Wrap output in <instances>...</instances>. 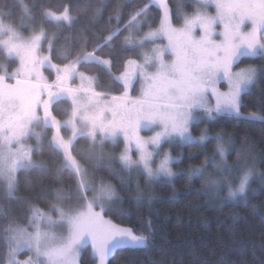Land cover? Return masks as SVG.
I'll list each match as a JSON object with an SVG mask.
<instances>
[{"label":"snow or ice","instance_id":"6c2138e0","mask_svg":"<svg viewBox=\"0 0 264 264\" xmlns=\"http://www.w3.org/2000/svg\"><path fill=\"white\" fill-rule=\"evenodd\" d=\"M191 3L194 11L189 15L183 11L189 5L177 0L174 15L183 21L179 26L173 23V12L165 0H150L128 13L123 12L127 3L118 4L115 17H108L107 35L92 30L104 10L97 8L90 27L77 30L69 44L60 49L54 47L56 34L50 36L45 25L54 23L61 32L63 26L71 28L77 20L71 15V6L54 13L36 0L30 5L14 0L11 7L0 9V52L6 59L19 61L11 73L6 64L0 65V220L8 221L0 228V240L6 246L3 264H82V249L87 245L91 248L92 264H109L117 250L135 251L146 246L153 234L151 216L147 220L136 216L139 229L124 227L111 217L132 220L133 209L138 212L145 199L151 205V185L166 179L171 186L172 179L182 173L188 180L185 192L194 177L202 180L199 191L209 195L211 206H222L225 200L234 205L246 203L250 193L257 194L249 184L254 175L264 186V172H256V158L249 149L247 134L242 137L241 147L235 149L237 160L229 164L226 157L234 148L235 135H226L221 129L211 137L208 127L209 122L222 117L264 122V115L259 114L264 113V99L257 98V111L242 112L243 94L250 85L258 83V77H264V66L233 70L241 58L264 59V0ZM209 5L215 7V15L207 13ZM153 7L160 10L156 27ZM16 10L20 13L19 27L5 22L12 20ZM125 15L127 21L119 23ZM113 19L118 22L114 29ZM19 28L32 31L25 37ZM121 32L125 33L122 39ZM45 40L48 54H42ZM115 40H120L119 49ZM104 52L110 58L98 55ZM124 54L130 55L123 59L122 70L117 74L113 68L121 65ZM54 57L62 63H53ZM80 66H99L109 81L103 87H121L122 91H98L99 76L86 75L78 70ZM45 67L55 73V80L49 81L43 75ZM77 79L80 83L73 87ZM221 80L227 84L225 91L217 87ZM136 83L140 84V91L133 97L130 92ZM66 101L71 104L70 110L62 109L67 119H57L53 106ZM41 110L43 116L39 114ZM201 120L206 127L199 135H193L192 125ZM62 129L70 130L67 139L61 135ZM143 129L154 130V135L142 137ZM121 136L125 146L118 156L104 151L107 144L116 147ZM210 137L215 144L209 155L205 141ZM30 139L35 140L34 145L25 143ZM80 139L86 146L76 148ZM164 143L181 148L195 145L204 153V159L199 166L173 171L171 164L178 162L181 155L173 157L163 151ZM45 148L51 153L49 161L33 159ZM194 155L189 152L188 158ZM104 161L108 162L110 175L118 179L119 188L105 183L103 177L97 186V178L89 172V168L98 169ZM57 162L53 175L59 177L68 172L66 187L43 185L32 197L18 195L20 171L43 170ZM116 162L119 170L112 168ZM24 183L31 187L33 182L26 179ZM56 183L63 181L57 179ZM221 192H226V196L219 197ZM177 195L173 187L171 196ZM49 196L51 199L44 201L46 211L32 203L33 199ZM126 202L132 207L125 209ZM14 205L25 210L24 226L10 219ZM257 207L253 205V211ZM228 215L232 220L229 232L234 235L235 225L244 217L235 211ZM21 249L29 252L23 261L16 259ZM251 256L256 264H264L258 261L255 249ZM194 264L202 262L195 260Z\"/></svg>","mask_w":264,"mask_h":264},{"label":"trees","instance_id":"16d2710c","mask_svg":"<svg viewBox=\"0 0 264 264\" xmlns=\"http://www.w3.org/2000/svg\"><path fill=\"white\" fill-rule=\"evenodd\" d=\"M173 1L170 0L169 4H173ZM32 2L33 0H24V3L29 5ZM149 2L150 0H130V2L129 0H36V3L42 8H46L54 13L61 12L65 7L71 6V15L77 18L71 28L63 26L62 32L60 27L54 23L47 24L49 29L51 31L55 30L56 36L58 35L54 45L56 49H60L69 44L72 34L77 30L90 27L89 22L93 19L95 9L103 7L104 10L102 17L98 18V25L92 28V30L99 35H107L109 29V25L107 24L108 17H115L117 11L116 6L118 4L127 3V7L123 8V12L128 13L134 8L141 7L143 3ZM13 3L14 0H0V9L6 10ZM151 12L156 18V23L153 24L155 27L159 21L160 10L153 7ZM19 16L20 13L16 10L12 20L6 21L16 23L20 21ZM127 19L128 16L125 15L119 23L122 24ZM174 20H178L175 18V15ZM117 23L113 19L111 27L114 29ZM123 34L124 32H121L120 37ZM116 41L118 40L113 41V43L119 49L120 43H115ZM91 47L92 44H89V50H91ZM74 55L75 53H73ZM99 55L110 58L107 52H104V54L100 53ZM129 55L124 54L121 56V65L114 67V72L118 73L122 70V61L123 59L129 58ZM53 60L56 62L61 61L58 57H54ZM246 64L264 66V59L260 57L242 58L237 63V67ZM80 68H83V66H80ZM91 71L93 74L99 76L102 84H107L108 77L102 68L99 66H91ZM109 90L114 94H119L122 88L116 87ZM257 98L264 99V77H258V83L243 94L245 107L242 108V112L247 114L257 111L259 107ZM64 108L69 109V103L67 101L61 102L58 106H53V113L58 118H65L66 116L62 113V109ZM259 114L264 115V113ZM203 125L206 126L205 121L202 124L194 125L193 130L198 134ZM208 127H210L211 137H214L216 132L221 129L226 135H235L236 138L233 141L234 148L230 149L227 155V162L229 164L237 160L235 149L241 147L242 137L247 134L249 149L256 158V172H264V122L244 119L237 121L234 117H222L217 121L209 122ZM211 137L208 141H205L208 150L207 154L209 155L215 144L214 139ZM123 145L122 140L119 141L116 147L107 144L104 151L117 155L123 148ZM85 146L83 139L78 140L76 143V148ZM173 148L175 153L181 155L179 162L174 165L175 169L186 170L190 165L199 166L204 159V153H200L195 145L186 144L183 148L174 145ZM189 152L196 153V155L192 159H189ZM33 158L49 161L51 159V153L45 148L43 152L35 153ZM76 158L78 160L80 159L79 156ZM58 163H50L43 170H30L27 173L20 171L19 179L21 183L18 195L25 198L32 197L43 185H51L54 188L66 187L69 183L68 172H65L59 177L53 175L58 167ZM112 168L119 170V163H113ZM89 172L94 173L97 178L96 184H99V178L103 177L105 182L110 181L117 188L120 187L118 179L110 175L107 161H104L98 169L89 168ZM254 176L250 182V188L257 190L256 195H251L250 193L248 201L244 204L234 205L231 200H225L222 206H211L208 203L210 199L209 195L199 191L202 184V180L199 178L194 177L188 191L185 192V186L188 184L186 173L174 177L171 186L166 179L154 183L150 186L148 193L154 197L151 205L145 199L138 212L136 209H133L134 215L132 220L121 221L117 217H111L116 223L139 229L140 225L136 223V216H143L145 220L151 216L153 221V234L150 237V242L135 251H129L127 249L117 250L110 257L109 264H194L195 260L201 261L202 264H233V262H236V264H241V262H244V264H256L251 256L253 249L256 251L258 261H264V248H261V240L264 238V186H261L259 176ZM26 179L33 182L31 187L24 183ZM57 179L63 181V183H56ZM140 184L142 186L144 184L142 179L140 180ZM173 187L178 193L175 197L171 196ZM224 193L221 192L219 197H224ZM122 195L127 196V193H122ZM47 199H51V197L33 199L32 203L38 205L40 208L47 209L44 203ZM253 205L258 206L255 211L252 209ZM13 207L14 211L10 219L21 225H25L27 220L25 218L24 208L18 205H14ZM123 207L127 209L132 207V205L126 202ZM234 211L238 212L244 219H241L235 225V234L233 235L229 232L232 220L228 214ZM7 223V220H0V228L4 227ZM144 234L147 235L148 233L144 232ZM89 248H85L82 252V264H92L89 260ZM5 252L6 246L0 240V264H3Z\"/></svg>","mask_w":264,"mask_h":264},{"label":"rangeland","instance_id":"374dc122","mask_svg":"<svg viewBox=\"0 0 264 264\" xmlns=\"http://www.w3.org/2000/svg\"><path fill=\"white\" fill-rule=\"evenodd\" d=\"M165 2L167 3V5H168V7L171 9V11L173 12V23L176 25V26H179L180 24H182L183 23V21L181 20V19H178L177 21H175L174 20V13H175V10H176V7H177V0H174L172 3L173 4H169V2H170V0H165ZM185 3L187 4V5H189V6H185L184 8H183V11L185 12V13H187V14H189V15H191L192 14V12L194 11V5H192V3H191V0H185ZM174 8V9H173ZM173 9V10H172ZM206 11H207V13L209 14V15H215V12H216V9H215V7L214 6H212V5H209L208 6V8L206 9ZM6 23H10V22H8V21H5ZM158 23H159V21H158ZM158 23H157V25L156 26H158ZM17 27H19V24H20V21H18V22H16V23H14ZM155 26V27H156ZM45 27L48 29V34L51 36V35H53V33H56L55 32V30L54 31H51V29H49V27L47 26V24L45 25ZM154 27V26H153ZM247 27H249V24H248V22L246 21L245 22V28H247ZM19 31H20V34L21 35H23V36H25V37H27L28 35H30V33H31V31H32V28H28V29H24V28H19ZM145 31H147V28H145ZM197 31H198V29H197ZM217 31H219V28H217ZM125 35V33L121 36V39L123 38V36ZM58 36V35H57ZM56 36V37H57ZM56 40H57V38H56ZM56 40H55V42H56ZM115 43H120V40H118V41H116ZM163 43H167V41L165 40V41H163ZM55 45V44H54ZM42 54H48V51H47V41L45 40L44 42H43V48H42ZM100 54V53H99ZM98 54V55H99ZM101 54H104V53H101ZM109 56V55H108ZM101 57H102V55H101ZM132 58H135V57H132ZM106 59H108V58H106ZM242 59V58H241ZM239 62V61H238ZM237 62V63H238ZM53 63H62V61H60V62H56V61H54L53 60ZM2 64H6L7 65V71L9 72V73H11L14 69H16L18 66H19V61H18V59H6L5 58V56L3 55V53L2 52H0V65H2ZM248 65H254V66H257V67H259L258 65H256V64H246V65H243V66H240V67H237V64H236V66H234V71H237V70H239L240 68H244V67H246V66H248ZM89 69V70H88ZM79 71H81V72H84L86 75H89V76H97L96 74H93V72L91 71V66L90 67H88V66H83V68H80L79 67V69H78ZM42 71H43V75L45 76V77H47L48 79H49V81H53V80H55V73L54 72H52L49 68H47V67H45L44 69H42ZM118 74V73H117ZM10 83H14V81H9ZM79 83H80V81H79V79H77V80H75V82L73 83V87H76V86H78L79 85ZM109 83V81L107 82V84ZM99 84L101 85V87H98L97 88V90L98 91H110L109 90V88H106V87H103V86H105V85H107V84H102L101 83V81L99 80ZM217 87H219L220 88V90L221 91H225V90H227V84L223 81V80H221V81H218V83H217ZM253 87V85H250L249 86V90L251 89ZM249 90H247V91H249ZM139 91H140V84L139 83H136V85H135V87H134V90H132L131 92H130V95L131 96H133V97H135V96H137V95H139ZM246 91V92H247ZM69 103V110H70V108H71V104H70V102H68ZM213 104H214V101H213ZM41 116H43V112H42V110L40 111V113H39ZM54 114V113H53ZM55 115V114H54ZM57 119H60V120H65V119H67V117H65V118H58L57 117ZM204 121L203 120H201V121H199V122H196V123H194L193 125H192V134L193 135H199L200 134V131H199V133L197 134L194 130H193V127H194V125H199V124H202ZM206 126H201V128H200V130L201 129H203V128H205ZM156 130H159V129H156ZM36 131H39V129H36ZM51 134H52V130H49L48 131V136L50 137L51 136ZM61 135L62 136H64V138L65 139H67L70 135H71V133H70V130H68V129H62L61 130ZM140 135L142 136V137H145V138H147V137H150V136H152V135H154V130H148V129H143V130H141L140 131ZM120 140H122L123 141V137L121 136L120 137ZM26 144H28V145H34L35 144V140L34 139H30V140H27L26 142H25ZM123 144H124V141H123ZM124 146L125 145H123V148H124ZM122 148V149H123ZM121 149V150H122ZM133 151H135L134 149H133ZM163 151H165V152H169L173 157H175L176 155H177V153H175L174 152V148H173V146H169V144L168 143H164V145H163ZM121 151H119L118 153H117V156L119 155V153H120ZM134 158H135V156H134ZM34 159V158H33ZM226 159H227V157H226ZM36 160V159H35ZM228 160V159H227ZM179 162V161H178ZM177 161H173L172 162V164H171V166H172V168H173V171H177V170H179V169H175V167H174V165L176 164V163H178ZM210 171H211V169H209ZM258 176V175H257ZM253 177H255V176H253ZM253 177L250 179V181H249V184H250V182H251V180L253 179ZM105 183H110V184H112V185H114L112 182H110V181H107V182H105ZM97 186H98V184H97ZM225 194V196H226V192L224 193ZM92 195V193H89V196H91ZM36 205V204H35ZM38 206V205H37ZM39 207V206H38ZM45 211L47 210V209H44ZM97 210H99V209H97ZM15 223H17V224H19V225H21L20 223H18V222H16V221H14ZM21 226H24V225H21ZM123 226V225H122ZM124 227H128V226H124ZM88 247H90V245H87V246H85V248H88ZM84 248V249H85ZM84 249H82V252L84 251ZM90 249V251H91V248H89ZM29 256V252L26 250V249H21L18 253H17V256H16V259L17 260H20V261H23V260H25L27 257Z\"/></svg>","mask_w":264,"mask_h":264},{"label":"crops","instance_id":"0c3cea01","mask_svg":"<svg viewBox=\"0 0 264 264\" xmlns=\"http://www.w3.org/2000/svg\"><path fill=\"white\" fill-rule=\"evenodd\" d=\"M103 59H106L107 57H102Z\"/></svg>","mask_w":264,"mask_h":264}]
</instances>
